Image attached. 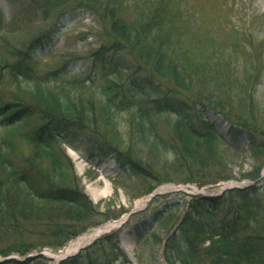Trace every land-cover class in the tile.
I'll return each instance as SVG.
<instances>
[{"label":"trees","instance_id":"obj_1","mask_svg":"<svg viewBox=\"0 0 264 264\" xmlns=\"http://www.w3.org/2000/svg\"><path fill=\"white\" fill-rule=\"evenodd\" d=\"M34 1L41 5L40 0ZM57 1L77 3L80 9L86 8L108 20L110 35L121 44H113L92 54L94 62L102 65L101 76L93 73L91 80L90 76L78 75L72 82L63 80L69 73L71 60L63 63L60 71H49L42 76L36 74L30 63L36 47H46L53 41L51 34L25 38H32L28 42L33 43L27 52L9 46L8 55L1 56L0 53L4 75H9L17 86L11 97L3 95L5 81L0 78V239H7L3 242L5 246L0 245V255L3 256L13 253L25 256L48 247L59 250L89 227L117 217L101 212L91 202L61 144L67 143L75 149L86 146L93 156L114 155L125 170L154 178L147 169H155L150 158L139 156L130 148L122 151L118 145L120 138H123L121 145L126 142L120 129L122 113L135 111L139 132L136 144L141 142L158 162L166 164V158L173 157L175 161L171 167L179 165L188 171L189 176H195L201 170L213 174L221 168L210 166L215 159L221 160L219 138L213 126L209 123L206 128L198 126L190 115L195 110L192 105L171 97L186 89L199 97L206 94V101L210 104L221 102L214 95L217 93L211 90L222 81L216 70V55H225V52L213 54L215 38L211 39V54L208 49L205 51V44L199 39L194 44L192 26L188 25L177 0H146L144 5H127L134 0ZM42 10L51 12L47 8ZM77 10L65 11L63 15ZM2 43L10 44V40L5 41L3 37ZM123 44L131 52L141 47L146 49V55L136 69L130 61L108 55L111 49ZM200 44L201 49L198 48ZM124 49L121 46V50ZM124 70L133 74L127 82L122 79ZM50 74L56 75L53 85L48 83L52 77ZM97 81L102 83L98 99L90 92V87ZM203 84H209L211 89L202 91ZM164 113L175 116L173 141L169 143L174 153L170 152L162 135L154 132L157 128L155 117ZM252 122L241 118L232 120L235 125L232 135L236 141L247 133L253 154H260L264 143H257L254 135L260 132V127L255 125V120ZM106 130L107 133L100 132ZM260 171L258 168L251 177L259 178ZM232 177L229 172L217 180ZM156 179L158 183L165 180L158 176ZM261 190H264L263 185H255L230 190L219 198L193 200L179 227V230L184 228L187 235L182 239L186 249L181 264H189L195 255L194 243L203 246L208 242L205 251L212 257V264H264V199L259 197ZM169 220L168 216L161 217L160 225ZM153 236L159 240L156 233ZM176 237L172 234L165 244L164 256L168 264H178L171 256L166 257L167 251L172 254L169 243L176 241ZM117 239L118 233L108 235L60 264H99L97 255L106 250L107 245L119 254ZM38 262L49 264L50 261L39 256L27 262L12 259L0 264ZM108 264L132 263L125 255H120Z\"/></svg>","mask_w":264,"mask_h":264},{"label":"rangeland","instance_id":"obj_2","mask_svg":"<svg viewBox=\"0 0 264 264\" xmlns=\"http://www.w3.org/2000/svg\"><path fill=\"white\" fill-rule=\"evenodd\" d=\"M40 1L41 5L34 0H0V45L3 37L5 41L10 40V44L2 43L0 46L1 56L9 54L7 51L9 46L27 52L33 45L28 42L32 38L26 40L27 37L34 35L33 38H36L51 34L53 41H50L46 47H36L34 54L31 55L30 63L36 74L38 72V75L42 76L49 71L59 70L63 63L71 60L69 73L64 76V81L72 82L78 75L90 76L91 80L93 73H96L97 77L101 76L102 65L94 62L95 57L92 54L113 44H121L118 39L110 35V22L102 19L100 15L92 14L86 8L80 9L77 3L72 5L73 2L62 4V1L57 0ZM145 1L134 0L132 4L127 5H144ZM177 5L186 17L188 25L192 26L194 44L199 39L205 44V51L208 49V53L211 54V39L215 38L213 54L225 52L223 57L216 55L218 61L216 70L219 71L222 81L213 89L209 84L201 86L202 91L214 90L218 94H214L217 96V101L221 102L210 104L206 101V94L199 97L194 95L192 90L186 89L182 94L171 96L192 105L195 110L191 111L190 115L194 117L198 126L206 128L208 123L213 126L219 138L221 160L215 159L210 162V166L221 168L213 174L201 170L195 176H189L185 168L179 165L171 167L175 161L173 157L166 158V164L158 162L155 155H151V151L141 142L136 144L139 132L134 118L135 111L122 113L120 129L126 142L121 145L123 138H120L117 140L118 145L122 151L130 148L137 155L150 158L155 163L156 170L147 169L154 178L141 176L132 170L124 171L112 157L91 161L90 151L84 146H80L76 152L64 145L67 154L74 161L77 176L81 179V187L90 198L97 196V200L93 201L94 204L100 205L101 211L108 212L112 216L121 217L124 213H129L134 209L136 202L145 199L156 187L166 189L185 184L208 193L217 192L222 186L227 185V181H224L226 179L217 180L221 175L231 172L235 180L253 183L259 180L251 177L253 172L258 168L262 170L261 173L264 172V149L260 154H253L247 133L240 135L235 141L231 136L230 124L224 120L232 122L241 118L249 123L255 120L254 123L260 127V132L258 134L256 132L257 135L254 137L257 143H264V0H177ZM43 8L50 9L51 12L44 13ZM75 8L78 9L74 11L75 13L63 15V12ZM128 13L131 15L130 12ZM121 46L125 49L121 50ZM121 46L111 49L108 55L118 56L124 61L128 60L136 69L140 60L144 59L146 49L141 47L131 52L126 44ZM198 48L201 49L202 44ZM4 72L5 70L0 66V78L5 81L2 94L9 96L16 91L17 86L9 75H4ZM50 75L52 77L49 78L48 83L53 85L56 75ZM132 77L133 74L127 70L122 72L123 82H127ZM113 79L118 80V77L113 76ZM101 84L97 81L90 87V92L96 99L102 90L99 86ZM163 84L165 85L166 81ZM222 104L224 108L221 107ZM196 109H200V112L198 113ZM174 121L175 116L170 113L155 117L157 128L154 132L162 135L172 153L174 149L170 148L169 143L173 141ZM204 122L206 125L203 124ZM100 132L107 133V130ZM107 136L112 138L111 134ZM131 172L134 175L130 174ZM155 175L165 180L158 183ZM258 185L264 186V181H259ZM162 192L151 199L145 210L133 215L120 229L119 254L117 250L107 245L106 250L100 251L97 255L99 264H108L125 253L134 264H168L161 240L167 239L172 234L177 235L176 241H170L169 246L172 247L173 252L171 254L167 251L166 257L171 256L178 264L184 261L182 253L186 246L182 239L184 236L187 238V235L184 233V228L179 230L180 216L185 213L188 203L194 201L189 194L171 188ZM259 197L264 199V190H261ZM161 215L170 218L163 226L160 225ZM95 228L91 227L86 232ZM153 233L158 235V241ZM76 240L77 238L72 239L65 249ZM6 241V238H1L0 245L5 246L3 242ZM208 244L209 242L203 246L193 244L195 255L191 257L189 264H212V257L205 251ZM45 251L50 252L51 249L47 248ZM11 256L21 257L19 254Z\"/></svg>","mask_w":264,"mask_h":264},{"label":"bare ground","instance_id":"obj_3","mask_svg":"<svg viewBox=\"0 0 264 264\" xmlns=\"http://www.w3.org/2000/svg\"><path fill=\"white\" fill-rule=\"evenodd\" d=\"M165 190V189H164ZM91 198L96 201L97 200V196H91ZM148 202V198L146 197L143 200H140L138 202H136V207L137 208H143ZM116 226V224H109L103 228L100 229H96L93 232H89L87 234H84L82 236H80L76 241H74L69 247H67V249L64 252L60 253V257H63L65 255H70V254H74L76 253L80 248H82L84 245H86L87 243L91 242L92 240H94L98 235L101 234L102 231L109 229L110 227ZM50 256L54 257L55 254L52 252H49ZM58 257V256H56Z\"/></svg>","mask_w":264,"mask_h":264},{"label":"water","instance_id":"obj_4","mask_svg":"<svg viewBox=\"0 0 264 264\" xmlns=\"http://www.w3.org/2000/svg\"><path fill=\"white\" fill-rule=\"evenodd\" d=\"M136 212V210L132 211V213L130 215H128V217H125L123 219H121L120 221H118L116 224L122 225L125 224V222L127 221V218H129L132 214H134ZM103 228V227H102Z\"/></svg>","mask_w":264,"mask_h":264}]
</instances>
